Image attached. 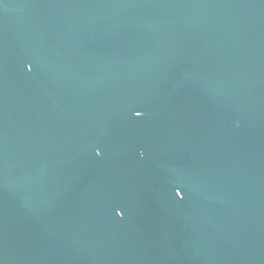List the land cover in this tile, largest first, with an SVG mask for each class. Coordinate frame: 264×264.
Returning a JSON list of instances; mask_svg holds the SVG:
<instances>
[{"label":"water","instance_id":"water-1","mask_svg":"<svg viewBox=\"0 0 264 264\" xmlns=\"http://www.w3.org/2000/svg\"><path fill=\"white\" fill-rule=\"evenodd\" d=\"M0 264H264V0H0Z\"/></svg>","mask_w":264,"mask_h":264},{"label":"snow or ice","instance_id":"snow-or-ice-1","mask_svg":"<svg viewBox=\"0 0 264 264\" xmlns=\"http://www.w3.org/2000/svg\"><path fill=\"white\" fill-rule=\"evenodd\" d=\"M136 114H137V117H140L142 115L139 111H137Z\"/></svg>","mask_w":264,"mask_h":264}]
</instances>
